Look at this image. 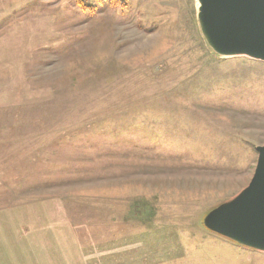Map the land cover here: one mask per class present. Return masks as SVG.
<instances>
[{
    "label": "rangeland",
    "instance_id": "1",
    "mask_svg": "<svg viewBox=\"0 0 264 264\" xmlns=\"http://www.w3.org/2000/svg\"><path fill=\"white\" fill-rule=\"evenodd\" d=\"M263 144L197 0H0V264H264L213 223Z\"/></svg>",
    "mask_w": 264,
    "mask_h": 264
},
{
    "label": "water",
    "instance_id": "2",
    "mask_svg": "<svg viewBox=\"0 0 264 264\" xmlns=\"http://www.w3.org/2000/svg\"><path fill=\"white\" fill-rule=\"evenodd\" d=\"M199 16L215 51L264 61V0H199ZM246 188L213 218L218 232L264 249V144Z\"/></svg>",
    "mask_w": 264,
    "mask_h": 264
},
{
    "label": "bare ground",
    "instance_id": "3",
    "mask_svg": "<svg viewBox=\"0 0 264 264\" xmlns=\"http://www.w3.org/2000/svg\"><path fill=\"white\" fill-rule=\"evenodd\" d=\"M198 4H199V0H197V7H198ZM209 41V40H208ZM210 43V42H209ZM210 45H211V43H210ZM211 47H212V45H211Z\"/></svg>",
    "mask_w": 264,
    "mask_h": 264
}]
</instances>
